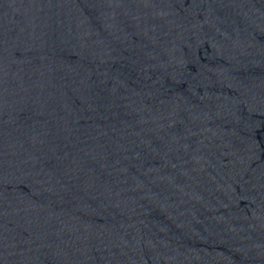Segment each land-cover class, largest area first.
I'll use <instances>...</instances> for the list:
<instances>
[{
    "label": "water",
    "instance_id": "obj_1",
    "mask_svg": "<svg viewBox=\"0 0 264 264\" xmlns=\"http://www.w3.org/2000/svg\"><path fill=\"white\" fill-rule=\"evenodd\" d=\"M0 264H264V0H0Z\"/></svg>",
    "mask_w": 264,
    "mask_h": 264
}]
</instances>
